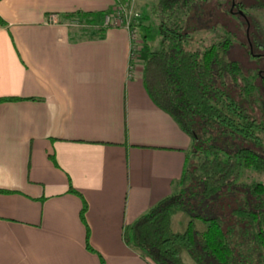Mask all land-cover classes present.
<instances>
[{"label":"crops","instance_id":"obj_1","mask_svg":"<svg viewBox=\"0 0 264 264\" xmlns=\"http://www.w3.org/2000/svg\"><path fill=\"white\" fill-rule=\"evenodd\" d=\"M114 2L0 0V264H153L122 228L176 192L190 138L142 87L143 30L130 60L126 30L58 22Z\"/></svg>","mask_w":264,"mask_h":264},{"label":"trees","instance_id":"obj_2","mask_svg":"<svg viewBox=\"0 0 264 264\" xmlns=\"http://www.w3.org/2000/svg\"><path fill=\"white\" fill-rule=\"evenodd\" d=\"M200 3L157 0L148 14L140 13L136 27L149 31L144 22L153 14L157 33L164 39L159 50H145L142 87L191 142L176 192L125 224L121 237L153 264H188L181 258L182 251L194 264H262L260 257L254 259L242 246L255 243L264 248V185L240 178L242 171L264 173V108L258 120L249 106L253 93L264 89L263 24L259 30L252 21L254 9L264 10V0L229 4L230 15L237 13L239 18L234 28L242 33V41L235 36L236 42L226 38L202 50H189L188 32L176 21L174 11ZM108 13L77 10L62 14L58 22L70 27L76 38L101 36L106 28H114L102 25ZM242 16L248 19L247 37L240 25ZM15 100L0 98V102ZM196 156L198 161L190 163ZM84 210L85 203L79 212L81 220ZM178 212L187 216L180 232L170 226L171 216ZM229 219L231 228L225 224ZM196 221L204 225L202 230ZM85 247L92 251L86 240Z\"/></svg>","mask_w":264,"mask_h":264},{"label":"rangeland","instance_id":"obj_3","mask_svg":"<svg viewBox=\"0 0 264 264\" xmlns=\"http://www.w3.org/2000/svg\"><path fill=\"white\" fill-rule=\"evenodd\" d=\"M157 0H133V8L141 14H148L149 9L155 4ZM200 3L198 6L188 5L187 7H177L174 11V16L177 18V22L182 24L185 28V31L188 32V37H186V48L189 50H202L205 46L209 45L211 42L221 41L223 39L229 38L230 41L236 42L237 40L242 41L243 35L241 32L236 31L234 24H237L238 19L236 15H230L229 11L230 0H196ZM235 2L236 0H231ZM251 2V0H249ZM247 3H250L246 1ZM237 5H235V8ZM253 10V9H252ZM251 10V11H252ZM252 12H255L253 18L263 19L264 10L254 9ZM252 17V16H251ZM165 20L166 18L163 17ZM262 22V23H261ZM260 24H263L264 31V21H261ZM149 25V31L144 32L143 27H138L139 30H143L145 35V49L149 50H159L164 43V39L161 34L157 33V22L156 18L154 19L153 14L149 15L148 21H145L144 24ZM146 24V25H147ZM233 31L234 33H231ZM263 31L262 34L264 33ZM141 32L139 35L141 36ZM264 35V34H263ZM237 38L235 40L233 37ZM263 38V36H262ZM239 57V56H237ZM135 59V58H134ZM239 59V58H238ZM242 60V59H241ZM253 98V99H252ZM253 101H252V100ZM249 101V106L253 108V113L261 119V111L264 108V89L262 88L258 92L255 91L251 96ZM260 137H263L262 133L258 134ZM262 144L264 146V139H262ZM198 161L197 156L193 157L190 160V163H196ZM241 181L249 183L257 182L264 185V173L257 174L252 171H242ZM180 220H184V223L187 221V216L183 213H175L171 216L170 226L173 231H182L184 224H181ZM196 227L199 230L204 228V225L196 221ZM226 225L231 228V220H227ZM237 231V230H236ZM240 232V230L238 231ZM233 237H236L235 232H232ZM242 235V234H241ZM240 241V238H239ZM243 249L251 252L254 259L261 258V263L264 264V248L262 245L255 243H248L242 246ZM181 258L184 262L188 264H194L190 259L186 251L181 252Z\"/></svg>","mask_w":264,"mask_h":264},{"label":"built area","instance_id":"obj_4","mask_svg":"<svg viewBox=\"0 0 264 264\" xmlns=\"http://www.w3.org/2000/svg\"><path fill=\"white\" fill-rule=\"evenodd\" d=\"M140 13L133 8V0H115L111 13L105 14L102 25L114 28H122L128 32L130 40V60H134L135 53L138 51V31L137 23ZM55 15H49L48 20L53 21ZM131 65L128 66V70Z\"/></svg>","mask_w":264,"mask_h":264},{"label":"flooded vegetation","instance_id":"obj_5","mask_svg":"<svg viewBox=\"0 0 264 264\" xmlns=\"http://www.w3.org/2000/svg\"><path fill=\"white\" fill-rule=\"evenodd\" d=\"M240 1H241V0H240ZM245 1H247V0H243V2H245ZM234 3H235V2H231V4H230L231 7L234 6ZM238 5H239V4H238ZM240 5H241V4H240ZM240 5H239V6H240ZM241 7H243V6H241ZM241 19H242V21H243L244 23H240V25H241V26L244 25V29H243V31H244V36L247 37V31H248V26H247V25H248V19H247L245 16H242ZM252 21L256 22V23H255V24H256V27L259 29V27H260V21H261V20H260V19H255V18H254V20H252ZM258 22H259V23H258ZM257 23H258V25H257ZM261 29H262V28L260 27L259 30H261ZM260 32H261V31H260ZM251 54H253V53H251ZM255 55H258V54H255Z\"/></svg>","mask_w":264,"mask_h":264}]
</instances>
